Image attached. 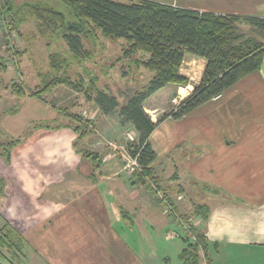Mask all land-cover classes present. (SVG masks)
<instances>
[{"label":"crops","instance_id":"crops-1","mask_svg":"<svg viewBox=\"0 0 264 264\" xmlns=\"http://www.w3.org/2000/svg\"><path fill=\"white\" fill-rule=\"evenodd\" d=\"M154 1L264 18V0H200L196 4L188 0L181 5ZM183 63L190 71L191 64L196 65L199 75L194 79ZM204 66V59L186 54L180 71L189 83L166 84L147 99L149 108L156 110L150 103L164 90L170 100L188 95ZM62 102L53 99L49 104L30 97L31 118L26 112L18 124L19 119L8 118L1 127L17 136L31 121H49L48 126L30 131L12 149L10 161L4 163L0 158V177L5 180L0 223L8 222L4 212L10 214V223H21L16 227L27 249L45 253L51 241L49 226L52 223L57 228L67 220L69 247L62 248L68 249L70 264H148L153 260L156 264H181L179 253L185 246L181 231L191 225L203 230L208 241L206 256L198 250L197 264H264V55L260 69L180 117L166 116L154 127L149 140L156 156L149 166L168 203L160 202L159 195L146 184L132 183L131 156L123 130L130 128L136 135L131 124L121 126L117 117L101 114L95 104L93 112L85 114L91 121L87 122L91 134L77 139L68 118L63 122L57 110L65 107ZM85 150L99 154L94 169L82 155ZM175 173L177 177L172 178ZM183 180L190 186H207L202 188L203 202L196 203L209 207L206 220L195 216L186 223H174L169 203L179 215H188L190 209L193 212L195 205L186 206ZM57 236L54 234V239ZM167 242L174 255L168 248H160ZM59 249L47 250L45 258L61 264L63 250ZM141 253L148 254L145 261Z\"/></svg>","mask_w":264,"mask_h":264},{"label":"trees","instance_id":"trees-1","mask_svg":"<svg viewBox=\"0 0 264 264\" xmlns=\"http://www.w3.org/2000/svg\"><path fill=\"white\" fill-rule=\"evenodd\" d=\"M28 20L35 21L41 36L63 40L68 51L64 57L60 53L49 55L50 67L55 74L45 77L41 86L27 90L21 82H14L12 92L19 97H42L43 92L66 84L81 93L86 102L96 104L103 114L117 115L121 126L131 124L136 140L128 139L126 149L139 166L132 172V183L153 188L157 196L160 194L158 200L166 203L168 196L149 166L156 156L149 140L154 127L166 116L180 117L260 69L264 55V18L199 11L154 0H0V21L9 33L17 31ZM245 25L260 38L245 35L241 31V26ZM99 36L122 41V60L134 66L141 77L150 74L125 103L121 104L109 88L99 85L97 74L88 79L84 75L73 79L67 74L71 61L82 63L93 56L98 45L104 46L101 40L98 41ZM186 54L205 60L199 82L174 111L152 121L143 103L168 83L182 86L189 83V78L180 71ZM0 65L5 68L1 56ZM57 110L70 120L68 123L77 139L91 134L92 129L80 111H72L66 106ZM15 142L11 140L4 143L7 147L0 148L5 157L10 155ZM82 155L92 163V169L98 166L97 152L85 150ZM176 177L175 173L172 178ZM4 187L5 180L0 177V197H4ZM206 187L202 185L203 189ZM183 188L180 185V190ZM169 206L177 223L188 221L187 214L179 215L170 203ZM208 210L204 203L193 206V214L203 220H206ZM186 229L185 246L179 259L181 264H197L198 250L206 256L208 241L203 230L191 225H186ZM24 242L21 233L8 222L0 227V257L4 260L13 263ZM2 248L10 252V258L3 254ZM0 264L6 263L0 261Z\"/></svg>","mask_w":264,"mask_h":264},{"label":"rangeland","instance_id":"rangeland-1","mask_svg":"<svg viewBox=\"0 0 264 264\" xmlns=\"http://www.w3.org/2000/svg\"><path fill=\"white\" fill-rule=\"evenodd\" d=\"M160 1H173L176 4L181 5L188 0ZM191 1H194L196 4L198 3L197 1L200 0ZM241 31L247 36L251 35L260 38V36L257 35L255 31L250 29L249 26H241ZM100 40L102 43H104V46L102 47L101 45H98L95 48L96 52L93 54V56L90 59L83 61L82 63L78 64L76 60L71 61V66L67 70V74H69V76H71L73 79H77L78 77H80V75H84V77L88 79L93 74H97L100 77V80L98 82L99 85L101 87L109 88L116 95L121 104L125 103L126 100L134 92H136L143 83L148 80L150 74L147 73L146 75H144V77H141L139 71H136L134 66H129L126 60H122V41H111L103 36H99L98 41ZM67 48L68 47L63 40H56L53 37L45 38L44 36H41L38 33V29L34 20H28L27 22L22 24L17 31H13L10 33L8 32V29L4 26V24L0 21V56L3 57L5 61V68L0 65V143H3L0 145V148L7 147L4 146L7 145L4 143H10L11 140H16L15 144L12 145V151V149H14L18 144L22 142V140H24L26 135H29L30 131L35 128L46 126V124L49 123V121H42L43 123L41 124V121H31V123L29 122L25 125L23 132L17 136L10 135L9 133L1 129L3 123L6 124L7 120L9 121L8 118L19 119L18 121L16 120L18 124L23 119V116L24 118L26 117V112H29L30 118L33 114L29 109V104H27L30 97H19L18 95L14 94L11 89L12 84L14 82H21L23 86L27 88V90L41 86L43 81L46 79L45 77L49 78L55 74V71H53L50 67L49 55L51 53H60L63 54L64 57V55H66V51H68ZM182 66L184 69H188L194 79L199 75L196 65L191 64V67H193L191 71L189 70V66L185 63H183ZM60 73L62 74V71ZM169 87H172V85H170ZM167 91H162V94L157 95L155 100L152 99V102L150 104L152 106L156 105V110H151L149 108L147 100L143 103V106L145 107L144 110L149 115V117H153L155 120H157L162 115L174 111L178 107L179 103L187 96L186 95L181 99L180 97H174L170 100L167 98L168 96H166ZM180 92L185 93L182 88H180ZM37 98H40L41 100L46 101L49 104L53 99L59 101V99L61 98L63 101V106L69 107V109H71L72 107L74 108V111H76V107H74L76 105L77 111H80L81 116L85 120H87V122H89L90 120L87 119V115L85 116V114L91 111L93 112V108L95 105L93 102H86L81 93L77 92L71 86H68L66 84H58L50 92H43L42 97ZM12 114L16 115L12 116ZM101 114L103 113L101 112ZM104 115H109L114 118L117 117V115L115 114ZM61 117L62 121L65 122L66 117L63 115H61ZM68 121L70 122L69 119ZM129 129L130 128L123 129L124 134H126L127 137L126 142H128V133L134 134ZM134 136L136 140V135L134 134ZM0 151V158L5 161L4 163L11 160V152L8 157H5L2 153V150ZM14 157H16L15 154ZM183 182L186 187V197L183 198L185 199L186 203H188L186 204V206L192 208L193 204H196L197 202H203L205 193L202 192V187L190 186L191 184L186 180H183ZM170 194H172V192H170ZM182 203H185L184 200H182ZM169 211L170 213L172 212V210L170 209ZM9 215V213L4 212L2 216L7 219L8 223L14 226L16 229V225L21 226V223H10L9 220L11 219V216ZM188 216L193 218L195 217L191 209L190 211H188ZM1 220L3 221V219ZM175 221L176 220H174V223H176ZM66 223L67 220H63L62 223H58V225H56L57 228L51 223L52 226L50 225L48 230L51 241L46 244L44 251L45 253L40 254L37 251H32L31 248L27 249L26 240L22 232L17 229L25 240L22 251L19 253V255H15L14 259L12 258L13 263L9 262L10 260L8 259L4 260L2 257H0V261H3L6 264L57 263V260L49 261V259H46L45 256H48L47 252H52L51 250L53 249L60 250L59 247H61V249L63 250L62 247H69V238L67 237V234H65V232L70 230V228H67L65 226ZM3 225L4 223H0V226ZM116 225L117 223H113L114 228H116ZM181 233L183 234L182 236L186 235L185 230H182ZM54 234L60 236H57L54 239ZM141 242H144V239H142ZM166 245L164 246L161 244L160 248H168L167 252L170 255H174L173 247L170 245V243L167 242ZM1 251L4 255H6V257L10 258V252L6 248H2ZM147 255L148 254L146 253H141L139 256H141V259L145 261ZM68 259V249L67 251L63 250L60 258L61 264H70ZM153 261L155 263H152ZM153 261H148L147 263L156 264V260ZM175 261L177 262V257L175 258Z\"/></svg>","mask_w":264,"mask_h":264},{"label":"built area","instance_id":"built-area-1","mask_svg":"<svg viewBox=\"0 0 264 264\" xmlns=\"http://www.w3.org/2000/svg\"><path fill=\"white\" fill-rule=\"evenodd\" d=\"M128 139L131 140V141H134L135 140V136L134 134H131V133H128ZM130 161V165H129V169L131 171H133L134 169L136 168H139L137 162H136V158L135 157H131V160ZM169 206V205H168ZM170 207V206H169ZM194 238V237H193Z\"/></svg>","mask_w":264,"mask_h":264}]
</instances>
